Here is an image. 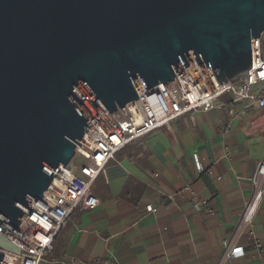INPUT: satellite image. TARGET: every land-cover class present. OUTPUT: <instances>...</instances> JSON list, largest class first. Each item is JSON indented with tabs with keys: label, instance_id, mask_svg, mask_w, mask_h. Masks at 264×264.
I'll list each match as a JSON object with an SVG mask.
<instances>
[{
	"label": "water",
	"instance_id": "water-1",
	"mask_svg": "<svg viewBox=\"0 0 264 264\" xmlns=\"http://www.w3.org/2000/svg\"><path fill=\"white\" fill-rule=\"evenodd\" d=\"M264 0H0V231L19 227L88 128L175 82L188 58L220 84L251 69ZM2 251L25 255L0 235ZM30 258L31 256H27Z\"/></svg>",
	"mask_w": 264,
	"mask_h": 264
},
{
	"label": "crops",
	"instance_id": "crops-1",
	"mask_svg": "<svg viewBox=\"0 0 264 264\" xmlns=\"http://www.w3.org/2000/svg\"><path fill=\"white\" fill-rule=\"evenodd\" d=\"M228 100L117 153L92 187L100 206L75 211L43 264H259L252 242L264 244V198L253 225L241 221L264 160V126L257 111L231 122ZM193 193L208 202L201 211ZM232 237L246 256L225 261Z\"/></svg>",
	"mask_w": 264,
	"mask_h": 264
},
{
	"label": "built area",
	"instance_id": "built-area-1",
	"mask_svg": "<svg viewBox=\"0 0 264 264\" xmlns=\"http://www.w3.org/2000/svg\"><path fill=\"white\" fill-rule=\"evenodd\" d=\"M264 35L254 41L252 48V66L236 84H220L211 68L202 59L199 65L196 56L188 58L190 70L166 86L160 85L147 91L141 80L135 82L139 99L133 104L108 115L106 119L99 115L97 125L88 128L78 150L69 166L54 171L55 178L46 195L35 210L26 213L19 227L3 220L6 231L0 235L26 251L27 256L11 251H2L6 264H43L45 256L51 252L54 240L65 229L70 217L79 207L93 212L100 206L99 200L92 193L94 182L100 175H106L105 168L117 153L140 138L150 135L155 130L168 127L182 116L193 119L198 111L208 112L216 108L224 97L231 104L229 109L232 121L252 111L260 112L257 118L264 126ZM225 131L231 129L226 126ZM197 172L205 173L198 157L195 158ZM251 184L254 195L245 201L242 212V225H253L257 212L264 198V160L256 170ZM186 190L191 191L187 186ZM192 203L201 211L208 202L193 193ZM236 237L226 239L223 245V259L232 261L246 256L244 247L236 244ZM253 251L264 264V244L256 238L252 242Z\"/></svg>",
	"mask_w": 264,
	"mask_h": 264
},
{
	"label": "rangeland",
	"instance_id": "rangeland-1",
	"mask_svg": "<svg viewBox=\"0 0 264 264\" xmlns=\"http://www.w3.org/2000/svg\"><path fill=\"white\" fill-rule=\"evenodd\" d=\"M263 52H264V41H263Z\"/></svg>",
	"mask_w": 264,
	"mask_h": 264
}]
</instances>
